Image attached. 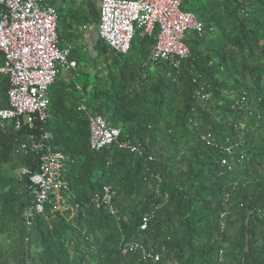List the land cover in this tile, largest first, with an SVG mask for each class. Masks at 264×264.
I'll list each match as a JSON object with an SVG mask.
<instances>
[{
    "label": "trees",
    "instance_id": "trees-1",
    "mask_svg": "<svg viewBox=\"0 0 264 264\" xmlns=\"http://www.w3.org/2000/svg\"><path fill=\"white\" fill-rule=\"evenodd\" d=\"M48 4L58 38V26L71 34L98 23L93 0ZM181 10L204 29L186 36L189 56L177 68L147 63L156 31H136L124 55L99 39L95 57L71 48L75 69L49 87L48 120L0 131V264H264V0H183ZM8 88L0 73V110ZM240 98L244 110L231 108ZM89 116L119 129L117 142L90 150ZM44 133L68 157L67 191L27 226L40 153L18 145ZM120 143L139 145L144 157ZM104 186L115 192L116 216L95 204ZM128 242L159 261L123 255Z\"/></svg>",
    "mask_w": 264,
    "mask_h": 264
},
{
    "label": "built area",
    "instance_id": "built-area-1",
    "mask_svg": "<svg viewBox=\"0 0 264 264\" xmlns=\"http://www.w3.org/2000/svg\"><path fill=\"white\" fill-rule=\"evenodd\" d=\"M183 0H101L98 10L97 35L108 50L127 54L136 31L150 35L156 31V41L152 47L147 63L167 62L177 68L182 60L189 56L185 45L186 36L190 32L202 33L204 27L194 15L183 12ZM0 73L9 84L6 93L7 106L0 110V131L7 124L13 131L22 126L32 128L35 123H45L49 118L48 89L59 75H70L75 63L68 58L71 47H59L57 36V14L48 0H0ZM196 97L204 102L208 94L198 91ZM244 100L234 102L231 108L244 110ZM84 111V107H80ZM89 148L98 151L117 142L120 131L107 126L100 116L88 117ZM206 145L218 147V144L205 136L200 137ZM52 136L44 133L39 138L26 137L19 142L18 149L26 154L29 151L39 154L38 171L29 176L32 205L23 214L25 224L30 226L35 215L42 214L52 200L57 203L60 193L67 191L63 179L64 166L68 157L51 151L49 142ZM138 158L144 157L139 145L120 143ZM231 154L229 148L225 149ZM152 161L151 157H147ZM221 166L226 165L222 159ZM21 175L28 174L22 170ZM115 192L110 186H104L95 198L97 206H106L108 212L116 216L112 205ZM151 214L142 216L138 226L144 231ZM223 225H221V229ZM139 253L144 261L157 263L159 254L146 250L139 242H128L122 247V254Z\"/></svg>",
    "mask_w": 264,
    "mask_h": 264
},
{
    "label": "crops",
    "instance_id": "crops-1",
    "mask_svg": "<svg viewBox=\"0 0 264 264\" xmlns=\"http://www.w3.org/2000/svg\"><path fill=\"white\" fill-rule=\"evenodd\" d=\"M93 1L95 2V7H96V5L100 4L101 0H93ZM96 10L98 12L97 8ZM72 31L71 34L66 35L64 39L62 37L58 38L59 46L60 47L70 46L72 49L73 48L76 50L81 49L87 52L89 47L92 45L94 41L95 35H97V25L96 24L87 25L78 28L73 27Z\"/></svg>",
    "mask_w": 264,
    "mask_h": 264
},
{
    "label": "water",
    "instance_id": "water-1",
    "mask_svg": "<svg viewBox=\"0 0 264 264\" xmlns=\"http://www.w3.org/2000/svg\"><path fill=\"white\" fill-rule=\"evenodd\" d=\"M99 6L100 4L96 5V8L99 10ZM99 39L98 35H95L94 37V41L92 43V45L89 47L88 51H87V54L89 56H92V57H95L96 53L94 51V44L95 42ZM245 225H247V220L245 221ZM247 240V236L245 237V241Z\"/></svg>",
    "mask_w": 264,
    "mask_h": 264
},
{
    "label": "rangeland",
    "instance_id": "rangeland-1",
    "mask_svg": "<svg viewBox=\"0 0 264 264\" xmlns=\"http://www.w3.org/2000/svg\"><path fill=\"white\" fill-rule=\"evenodd\" d=\"M68 33H70L68 29L64 28L63 26H58V34L61 35L63 39L66 35H68ZM63 76H66V74H63Z\"/></svg>",
    "mask_w": 264,
    "mask_h": 264
}]
</instances>
